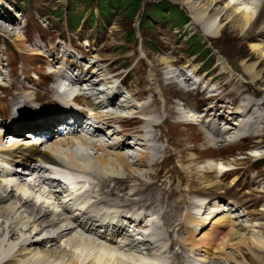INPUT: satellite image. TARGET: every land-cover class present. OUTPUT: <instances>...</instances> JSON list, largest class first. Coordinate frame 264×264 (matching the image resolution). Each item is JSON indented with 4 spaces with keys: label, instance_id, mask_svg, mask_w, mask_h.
I'll return each mask as SVG.
<instances>
[{
    "label": "bare ground",
    "instance_id": "bare-ground-1",
    "mask_svg": "<svg viewBox=\"0 0 264 264\" xmlns=\"http://www.w3.org/2000/svg\"><path fill=\"white\" fill-rule=\"evenodd\" d=\"M187 1L190 4L197 0H179L178 2L188 3ZM212 1L214 2V0ZM198 2L200 4L191 13L192 24L190 27L195 26L194 29L201 31L198 27L201 28V26L204 27L205 25L209 36L218 38L224 23L229 22L244 35H248L253 29L257 28V34L252 41L258 38L263 39L264 27L262 29L260 27L264 25V0H232L225 8L219 7L218 2H215L217 4L214 6L207 5L208 3L205 0H198ZM10 15L8 10L3 9L1 18L4 21L9 20L14 31H17V27L20 29L25 44H30L36 48L44 46L51 56L56 54V48L53 46L61 44L60 41L66 39L65 33L55 31L51 36V44L48 43L47 35L51 32L48 28H43L40 25V23H47L50 20L48 14L41 13L37 17L31 16V25L27 30L26 26L20 27L16 17L13 16L10 19ZM19 16L21 18L20 14ZM51 24L49 23V28L54 27ZM260 39L257 40L259 43L252 45V49L264 54V42L260 43ZM65 42L67 41L65 40ZM69 43L73 45L70 41ZM145 46L146 48L148 47L147 45ZM6 48L7 50L8 48L10 49V45L7 44ZM161 49L163 51L164 46ZM79 50L82 51L81 49ZM169 52L174 56L172 47L168 48L167 53ZM15 53L18 54L19 52ZM33 54V59L34 61H39V66L33 67L28 61L30 53L28 55H15L11 51V57L6 64L8 71L15 57L23 59L27 63L23 64L21 68L11 69V75L8 72L6 79L2 78V68H0V119L4 120L0 125V144L5 142L4 145L7 146L0 147V152L6 150L19 153L21 155L17 160L19 164L15 166L23 169L25 174H34L36 177V183L33 187L16 183L13 179L0 178V264H168L170 259L173 260V264H195L190 256L185 255L190 252L184 248V246H188L186 244L188 241L192 243L193 253L196 257H200L204 253L208 256L216 253L224 255L226 248H232L235 254L242 258L245 263L249 259L251 264H264V258L261 259V257H264V210L261 214L262 217L252 227L256 231L252 234L251 239L247 241L242 238L241 242L230 247L229 244L232 243V239L238 235V226L231 218L224 216L222 214L224 213L223 211L214 214L212 223L209 224H213L211 229L206 233L200 234L201 239L199 241L195 240L196 238H194L193 234H188L191 230L190 224L194 223L199 226L203 223L205 224L208 219L203 223H198L199 220L193 219V217L190 220H187L188 218L182 220L183 234H188L190 238L185 242L184 240L182 241L181 253L176 252V249H174L175 245H178L177 237L169 232L167 222L168 218L171 224L177 222L178 211L183 206L196 207L193 202L189 201L192 197L202 196L201 199L206 197L204 191L198 190L201 185H198V188L195 182L201 183L206 174L213 172L212 169H201L200 167L198 173L188 177L190 179L189 184L184 181V176L177 171L178 167L183 166L187 161L190 163V161L195 160V155L193 154L199 152L196 149L185 150L177 141V136H180L182 131L176 132L178 131L176 129L185 127L184 125L187 124L201 127L207 134L204 138L207 141L205 146L207 149H203L201 151L203 153L216 151L218 143L222 142L221 139L224 138V135L233 133V138H235L241 132L247 131L249 138H251L256 131L263 129L264 122L261 121L262 123L258 124L257 116L253 113L250 115V109H245L243 106H245L247 98L248 105L257 104L260 99L256 94L235 91V94L239 95L241 100V102L237 101V104L241 105L237 112L240 110L242 112L240 114L236 113L235 116L237 117L229 118V120L238 121L236 127L222 131L220 129V120L226 118L224 113L228 109L227 103H222V101L227 95L225 93L221 95L218 90L212 88L210 90L207 89L212 84L205 81L206 78L208 80L211 78L207 75V70L203 71L204 68L200 69L199 72V69H194V67L192 69L183 68L185 64H182V62L178 64L177 61L164 59L166 65L164 79L168 84H177L184 90L183 82L179 78H183L186 82H192L193 84L191 85L197 84L194 79L200 80L199 85L201 87L192 89L195 91L188 92L189 98L186 99L185 103L176 100L173 102L164 98L161 91L159 95L157 92L158 88L153 83V81H157L156 77L152 76L153 80H148L146 64L141 60L142 72L141 81L139 82H141L140 86L143 89V98H138V103L143 104L142 102L146 101L149 96H152L153 101L142 106H137L135 103L133 106L130 102V106L120 107L117 105L118 101H121L122 104L127 102V98H130L124 97L123 94L125 92L120 87L113 85L103 91L98 90L102 82L111 84L112 82L109 80H113L117 76H113L110 79H100L98 77L103 76V74L97 69L91 71L92 65L90 68L84 64H77L66 53H60V57L57 60L51 57L49 65L45 63L46 60L44 58H46V55L43 52H33ZM61 57L67 64L66 68L58 65V60H61ZM41 59L42 61H40ZM197 61L199 60L197 59L196 63ZM133 63L134 61L130 60L127 65H133ZM217 64L221 66V69L225 72L224 74H229L228 67L221 59ZM248 64V62H244L252 82L259 81L263 76L262 72H257L260 62ZM180 67L184 70L182 68V71L179 70ZM134 70L135 68L131 67V71L122 80V84H127L129 75ZM76 71H79V73L75 74L74 72ZM188 72H190V75ZM68 73H71L72 77ZM61 76H68L71 86H89L82 96L87 100L93 101L97 99V95L101 94L99 101L89 103L95 112L92 114L95 122L86 127L87 132L92 135V139L88 140L77 131L75 133L79 139L77 142L72 138L75 135L65 141L60 137L56 141L53 140L56 137L54 125L60 121L55 120L59 113L74 114L76 116L74 126L75 129L77 127V130L82 127L84 122L83 111L73 106L75 101L80 102L78 98L68 100L66 95L56 96V85H51L50 81ZM204 76H206L205 79H202ZM7 82H10V84ZM119 89L122 93H120ZM212 91L215 92V96ZM202 93L205 96L199 97ZM160 96L165 103V110L169 114L164 120L161 118V108H159L161 105ZM213 99L216 100L215 105H220V109L202 105L204 101H207V104H211ZM109 106L112 108L118 106V109L124 111L134 109L135 113L133 112L129 118H123L115 113H106L104 109ZM181 106L188 107L193 111V114H199V120L196 121L199 124L191 122L193 120H189L191 117L188 113H184L187 119L182 117L181 110L183 109L180 110ZM235 107L233 108L235 109ZM32 114L37 117L45 116L47 120H35L25 123L28 116H34ZM263 117L264 115L260 114V118L264 119ZM24 129L31 132H43L46 136V139L43 140L45 150L41 151L38 149L40 142L37 141H31L32 143L23 144V147H17V142L21 140L10 136L26 137L28 133L24 132ZM127 129L132 131H125ZM61 146L68 147L66 162H69L71 166L66 165L56 156L61 154ZM25 147H29L28 151H26L27 148ZM88 149L97 154L100 151L105 153V157L100 156L96 160L100 165L96 163L93 168L89 166L84 168L77 165L78 162L88 163L90 161ZM126 150H137L142 154L130 153V155L125 152ZM107 157L108 159L114 157L116 160L112 159L113 161H109ZM200 157L203 156L201 155ZM262 157H257L258 159L255 163L263 161ZM130 158L134 159L133 164L138 167L136 171L129 168ZM45 163H50L53 167H48ZM108 163H112L115 169L117 165H120L121 170L125 174L121 176L115 174V171L108 172L103 170V167ZM197 167H199L198 163ZM161 169L169 171V174L172 172L170 174L171 181L175 176L178 177L179 189L181 186L187 189L186 201L178 202L175 199V204L172 205L169 203L163 204L157 200L156 185L153 184L152 180L157 177L153 174L154 171ZM222 169V172L227 171L223 167ZM141 170L145 171L147 178H150L148 180L150 184L144 185L138 177ZM49 173L57 177H47L45 174ZM226 173L228 172L219 175V178L222 175H226ZM76 174L79 175L78 178H81L80 175H84L94 180V184L88 190V199L82 202L86 209L73 211V205L63 203L65 205H63L61 213L53 203L48 206L44 194L39 192V186L41 184L48 186L49 190L47 189V191L59 198L64 190V184H66L64 182H69L73 185L71 195L75 198L76 189L73 180ZM11 176L18 177L20 180H24L27 177V175H19L18 173H14ZM131 176L134 177L133 180H130ZM134 180L138 182V188L135 185L128 187L129 184H136ZM253 182L255 184L259 182L257 185L263 183L264 174L260 177L257 175ZM111 184L113 185L110 186ZM36 187L39 188V191ZM225 194H221L219 198L209 196L207 202L201 205L200 209L209 211L211 206H219L220 200L225 199ZM139 195L141 199L137 203L145 202L155 207L151 210H146L136 206V202H133L132 199H128V197L135 198ZM236 204H238L239 208L246 205V203L240 202ZM159 208L162 213L157 214ZM229 211L235 210L229 209ZM157 220H160L162 224H159L160 222ZM135 222L145 225V227L142 226L145 229H137L136 234L133 235L127 228L130 227L129 224H135ZM242 224L240 228L244 230ZM147 225H149L148 229L146 228ZM46 245H49V248ZM244 250L248 252L246 256ZM214 259L209 260V262L203 261L200 264H224L219 261L220 257H215ZM237 260L232 255V257H227L224 262L229 264L227 262H235Z\"/></svg>",
    "mask_w": 264,
    "mask_h": 264
},
{
    "label": "rangeland",
    "instance_id": "rangeland-1",
    "mask_svg": "<svg viewBox=\"0 0 264 264\" xmlns=\"http://www.w3.org/2000/svg\"><path fill=\"white\" fill-rule=\"evenodd\" d=\"M111 1L112 3L106 0H0V68H2V78L6 79L8 72L11 75V69L15 70L18 67L21 68L23 64L27 63V61H23V59L16 58L8 71L6 64L8 63V58L10 59L11 55L10 51L6 48L7 44H9L12 48L15 47L16 52H19L22 55H28L30 53V56L28 57L30 58L29 61L32 62L35 66H39L40 63L39 61L32 60V57L34 56L33 52L39 51L43 52V54L46 55V58L44 59L46 60L45 63L48 65L51 57L57 60V58L60 57V53H66L69 54L72 60L77 64H84L86 67H90L92 65V69H90L91 71L93 69H96V67L98 66L99 69H97V71L103 74V68H101L99 65H96L95 62L99 60L101 63H105L103 67H107V70L118 73L117 75H115V77H123V79L129 73L123 71L129 70L132 66V68H135L134 72H132L134 73V75L132 76L133 81H129L131 79V73L126 84L127 88L129 89V95H127L126 93L123 94L124 97L130 98H127V102H123L120 107L130 106V102L131 104H133V106L135 104L137 106H142L153 101L152 96H149L146 99L147 101H145V103H138V98H143V89L140 86L141 82H139L141 81L142 72L140 61L143 60V63L146 64L148 70V80H153L152 76L156 77L157 79V81H153V83L158 88L157 92L159 93V95L161 91L164 98L168 99L169 101L175 102L176 100L179 102V98L181 97L186 98L188 95L187 98H189V91L181 89L177 84H168L164 79V73L166 71L164 59H168L169 61H177L178 64L182 62V64H185L183 68L192 69L194 67V69H199V72L200 69L204 68L203 71L207 70V75L211 79H205L206 76H204L202 79H205V81L212 84L211 88L218 90L221 95L224 93L227 95V97L222 101V103H227L226 106L228 108L224 113L226 115V118H222L220 120V129L222 131L227 130L228 128L236 127L238 121L229 120V118L231 119V117H237L235 116V114H240L242 112V110L237 112L241 106L237 104V101L241 102V100L240 96L235 94V91H244L250 94H256L259 97V102L252 106L248 105L247 98L245 106L243 107L245 109H250V115H252L253 113L257 116L258 124L264 122V119L260 118V114L264 115V54L260 51L258 52L252 49V45L259 43V41L257 40L260 39L258 38L252 41L254 36L257 34V28H255L256 30L253 29L248 35H244L236 30L231 25V23L225 22L220 36L218 38H212L206 31L207 27L205 25L204 27L201 26V28L198 27V29H200L201 31L194 29V25V27H190L192 24L191 13L200 4L198 0L190 4L189 1H187L188 3H181L178 2L179 0H136L135 4H139V11L134 19L131 18V12L128 14L125 12V9L120 4L121 0ZM231 1L232 0H214L213 2L212 0H205V2L208 3L207 5L213 6L217 4L215 2H218V6L222 8L227 7L228 3ZM100 5L104 8L105 13L109 15V25L107 26V28L106 26H103L101 28V32L104 31V33L101 34L102 36H100L97 40L96 37L92 36L93 29L88 26V16L91 14V12H96V14L98 15L97 9ZM3 9H6L8 10V12H10V19H12L13 16L18 19L19 14L22 13L21 19H18L20 27H23L25 24H28V26L30 27L31 16L37 17L41 13L50 14L52 16L50 20L53 21L51 25H53L54 27L49 28L48 25H41L43 28H48L51 32L47 35L48 43L51 44V36L53 33H55V31H62L65 33L64 36L66 38V41H70L73 45H54L53 47L56 48V54L53 56H51V54L44 46L38 47L33 51L27 46L28 44H25L22 33H19L17 30L18 27L16 29L17 31H14L12 25H10V21H4V19L1 18ZM134 9L135 6H132V10ZM81 14H85V16L80 19V21H78L77 17ZM263 27L264 25L261 26L260 29H262ZM262 42H264V35L263 39H260V43ZM74 43H76V45H74ZM104 45L105 47L103 48ZM145 45H147L149 48H146ZM162 46H164L163 51L161 49ZM169 47L173 48L174 56L171 55V52L167 53ZM19 48L21 49L19 50ZM79 49L84 52V57L82 58L80 57V53L83 52ZM100 49H102V51H100ZM196 52H198V54H196L195 56L194 53ZM19 53L18 55H20ZM197 59L199 61H197L196 63ZM220 59L228 67L229 74H224L225 72H223L221 66L217 64ZM130 60L134 61L133 65H127L128 61ZM40 61H42V59ZM244 62H248L249 64L260 62V65L257 68V72H262L263 76L259 81L252 82L251 76L247 72L248 68L247 66H244ZM58 65H61V67L63 68H66L67 66L65 60L62 57L61 60H58ZM124 65H126L125 68ZM181 68L182 67H180L179 70H181ZM183 68L182 70H184ZM74 73H79V71H76ZM188 74L190 75L189 72ZM7 83L10 84V82ZM119 91L120 93H122L120 89ZM212 94H214L215 96L214 91H212ZM202 95H204V93L200 94L199 97ZM132 99L134 102L132 101ZM160 100L161 105L159 108H161V118L164 120L169 116V114L165 110V103L161 96ZM183 100L184 99H181V101ZM215 101L216 100L213 99L211 104H207L208 102L204 101V104L202 105L220 109V105H215ZM234 106H236L235 109L233 108ZM121 111L122 110H120V113L122 115H132L135 110L133 109L125 110L123 112ZM199 117V114L191 115L190 119L193 120L191 122L197 124L198 122L196 121L199 120ZM3 121L4 120L1 118L0 125L3 123ZM184 126L185 127L176 129L178 130L176 132L182 131L181 135L177 136V141L185 150L191 151L192 149H196L199 153L194 152L195 154L193 155H195V160L190 161V163H188L189 161L185 162L183 166L178 167L177 171L184 176V181L188 184L190 182V179L188 177H191L198 173L200 167L201 169H212L213 172L206 174L201 183L195 182V185L198 188L201 185L200 189L198 190L204 191L206 197L201 199L202 196H195L189 199V201L193 202L196 207L183 206V208L178 211L177 222L171 224V221L168 218L167 222L169 225V232H171L173 236L176 235V239L178 241V245H175L174 249H176V252L181 253L182 250L179 252V247L181 249L182 241L184 240L185 242L186 240H188L190 238L189 235L192 234L194 235V238H196L195 240L199 241L201 239L200 234L206 233L211 229L213 224H209L212 223L214 214L221 211L224 212L222 213L224 216L231 218L235 222L236 226H238V235L234 236L231 241L232 243L229 244V247L233 244L236 245L241 242L242 238L249 241L254 231H256V229L252 227L262 217L261 214L264 210V205L260 206L258 204L259 200H262L264 202V197L261 196L264 195V182L259 185H257L259 182L257 184L253 182V179L257 175H259L260 177L264 174V125L262 126L263 129L256 131L255 135L251 136V138H249V134L243 137L242 142L240 141L242 138L241 133L235 138H233V133L228 136L224 135V137L228 138L231 141L228 142L225 138L221 139L223 143H218L216 151H209L207 153L201 152L203 149H207L205 147L207 141L204 140L205 136H207L205 131L201 127L193 126L192 124H187ZM166 128L168 129L167 125ZM125 131L132 130L127 129ZM211 139L213 138L211 137ZM53 140L56 141L57 139L54 138ZM75 140L77 141L78 139L75 138ZM31 141L34 140H31L30 136L27 135L26 137H24L25 145L32 143ZM250 144H254L259 148L255 151H251L250 153H247L246 151H238L246 149L247 145L250 146ZM231 145H235V147H229ZM67 148V146H61V154H57L56 156L60 158L66 165L71 166L69 162H66L68 155ZM41 150H45V147ZM88 152H90V161L88 160V163L78 162L77 165L84 168L87 166L93 168L95 167V164L98 163L96 160L100 156L103 157L105 154L101 151L97 154L90 149H88ZM130 153L139 155L142 154L137 150H131ZM201 155L203 157H200ZM260 156H263V161L255 163V161H257ZM176 157L178 158V156ZM112 159H114V161L116 160V158L114 157H111L108 160L110 161ZM133 160H130L129 168H131L130 170L135 169L134 171H136L138 167L133 164ZM197 163L199 167H197ZM222 167L227 170L233 169L235 167L239 169L232 174L226 173V175H222L219 178V175L223 174ZM103 168V170H107L108 172L115 171V174L121 176L125 174L121 170L120 165H117L115 169L112 163H108ZM153 174L157 176L154 180H152L153 184L156 185L157 200L161 201L163 204L169 203L172 205L175 204V199H177L178 202L186 201L187 189L183 186H181L179 189L177 176H175L171 181L170 174H172V172H170L169 174V171L163 169L159 171L155 170ZM126 175L130 176L129 174ZM131 177L132 178L130 180H133L134 177ZM138 177L142 180L144 185L150 184V182L148 181L150 178H147L145 176V171L141 170ZM30 180L33 181V179ZM134 182H136V184H129L128 187L135 185V187L138 188V182L135 180ZM112 185L113 184H111L110 186ZM81 186L87 188L88 184L82 183ZM39 188L36 187V189L41 192V194H44L46 198L45 201L49 206L51 202H53L54 196L47 191V186H42V188L41 186H39ZM64 188H66V186H64ZM223 191L224 193H226L225 199L220 200L219 206H211L209 211H203L200 209V206L207 202L209 196L219 198L221 194H224ZM61 197L62 195L60 196V198ZM128 199H132L133 202H136V206H139L146 210H151L153 207H155L153 205H148L145 202L137 203V201L141 199L140 195L136 196L135 198L128 197ZM239 202L246 203V205L239 208L238 204H236ZM230 208L232 210H235L236 208V212L225 211L229 210ZM160 213H162V211L159 208L157 210V214ZM192 217L193 219L199 220L198 223L206 222L207 219L208 221L205 224L203 223L199 226L197 224L191 223V230L190 232H188L189 235L183 234V230L181 227L182 220H186L187 218V220H190V218ZM164 222L166 223V221ZM241 224L244 227V230L240 228ZM186 244H188V246H184V248L188 250V252L190 251L188 255H190V258L193 259L192 261L195 264H200L203 261L209 262V260H215V257H220L219 261L226 264L224 261L227 257H232V255L235 256L238 260L235 262L229 261L227 263L251 264L249 263V259H247L248 262L246 261L247 263H245L242 258L235 254V251L232 248H226L224 251V255L216 253L215 255L208 256L204 253L200 257H195L194 253L192 252L194 251V248L191 245L192 243L188 241L186 242ZM46 246L47 248H49V245ZM244 253L246 256L248 253L247 250H244ZM185 255L187 256V253ZM263 258L264 257H261V259ZM168 264H173V260L170 259Z\"/></svg>",
    "mask_w": 264,
    "mask_h": 264
},
{
    "label": "trees",
    "instance_id": "trees-1",
    "mask_svg": "<svg viewBox=\"0 0 264 264\" xmlns=\"http://www.w3.org/2000/svg\"><path fill=\"white\" fill-rule=\"evenodd\" d=\"M106 1H110L112 3L111 0H106ZM136 0H121V5L122 7L125 9V12L128 14V13H132L131 15V18L134 19L136 14L138 13L139 11V4H135ZM131 5V6H130ZM132 6H135V9L132 10ZM149 48V47H147ZM196 54H198V52L194 53V55L196 56Z\"/></svg>",
    "mask_w": 264,
    "mask_h": 264
}]
</instances>
